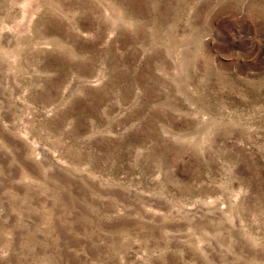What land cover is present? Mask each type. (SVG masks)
<instances>
[{
    "label": "rangeland",
    "instance_id": "1",
    "mask_svg": "<svg viewBox=\"0 0 264 264\" xmlns=\"http://www.w3.org/2000/svg\"><path fill=\"white\" fill-rule=\"evenodd\" d=\"M0 264H264V0H0Z\"/></svg>",
    "mask_w": 264,
    "mask_h": 264
}]
</instances>
